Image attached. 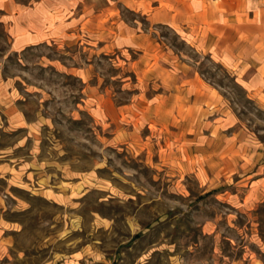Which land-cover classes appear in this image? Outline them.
<instances>
[{"label":"rangeland","instance_id":"374dc122","mask_svg":"<svg viewBox=\"0 0 264 264\" xmlns=\"http://www.w3.org/2000/svg\"><path fill=\"white\" fill-rule=\"evenodd\" d=\"M111 2L94 30L122 21L152 50L85 34L14 53L0 12L25 117L0 115V264H264V106Z\"/></svg>","mask_w":264,"mask_h":264},{"label":"crops","instance_id":"0c3cea01","mask_svg":"<svg viewBox=\"0 0 264 264\" xmlns=\"http://www.w3.org/2000/svg\"><path fill=\"white\" fill-rule=\"evenodd\" d=\"M92 2L0 0L12 51L19 53L37 45L76 38L78 41L85 34L104 43L114 42V47L125 45L127 39L129 44L147 45L152 50L151 39L119 20L105 27L109 19L104 18L102 27L99 25L95 31ZM111 3L105 0L102 9L110 8ZM116 3L139 12L151 26L169 28L187 45L219 64L249 99L264 106V0H116ZM14 105L11 84L0 69V115L10 122L24 121V115Z\"/></svg>","mask_w":264,"mask_h":264}]
</instances>
